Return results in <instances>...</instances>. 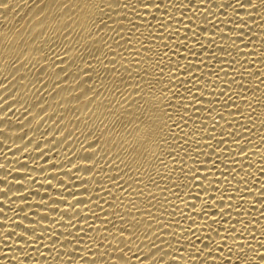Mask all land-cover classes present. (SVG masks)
I'll use <instances>...</instances> for the list:
<instances>
[{"label": "bare ground", "instance_id": "obj_1", "mask_svg": "<svg viewBox=\"0 0 264 264\" xmlns=\"http://www.w3.org/2000/svg\"><path fill=\"white\" fill-rule=\"evenodd\" d=\"M121 2L100 36L85 0L0 8V264H259L261 0ZM137 76L176 120L164 166Z\"/></svg>", "mask_w": 264, "mask_h": 264}, {"label": "snow or ice", "instance_id": "obj_2", "mask_svg": "<svg viewBox=\"0 0 264 264\" xmlns=\"http://www.w3.org/2000/svg\"><path fill=\"white\" fill-rule=\"evenodd\" d=\"M247 3L249 6L255 7V5H253L252 3V0H247ZM140 4L144 9H148L149 6L157 9L159 8V6L155 3V0H140ZM261 4L262 6H264V0H261ZM89 6L93 8L97 13V15H95V18L91 22L92 28L95 30L96 36H100L101 33L105 32V30L109 28V25L106 23L104 19L105 16H108V13L105 12V8L109 9L110 11H115L116 9H121V8L127 10L129 7V5L126 2L122 3L121 0H85V7H89ZM8 7H9L8 0H0V8H8ZM108 18L111 19L112 17L109 16ZM116 35L120 36L119 31L116 32ZM89 38H93L91 32ZM100 42L104 44L106 47L108 46L106 39L102 38ZM116 43L119 46V40H117ZM126 43H131V41L128 40L126 41ZM135 63L139 64V61H136ZM156 68L157 71L161 72V77H162L163 72L159 68V65H156ZM177 71H179V67L177 68ZM128 74L130 76L131 72L129 71ZM144 74L148 75L149 70L145 69ZM172 78L175 79L174 76ZM136 79L138 80V83L135 86L136 94L141 95L142 98L143 95L151 96L152 99L146 101L148 107L143 109H138L141 112V116L143 117L141 123L144 125V128L141 129L137 127L134 129V132L140 134V140L142 145L152 144L156 147V149L161 153L160 156H157V160L162 166H164V160L161 157L164 154L165 146L169 144L167 137L172 133V130L169 127V122H171L172 124H176V120L173 119L171 113L166 110L167 108L171 107L168 100L167 99L161 100V97H164L166 95L163 88L159 91V95L156 94L157 92L156 85L159 84L160 81L157 80L155 83H152L143 80L140 76H137ZM142 84L147 88V92H145V88L141 87ZM161 104L164 105V108L161 107ZM249 107H251V105H249ZM137 119L140 118L138 117ZM179 120L183 122L184 117L180 116ZM176 126L179 127L178 124ZM166 129L167 131H165ZM167 155L169 158L175 159L174 149L169 148L167 150ZM137 171H139V168H137ZM194 178H198V177H195L194 175ZM152 182L154 183V181ZM137 183H142V181H137ZM260 247L264 248V242H261ZM92 264H95V261H93ZM237 264H249V261L246 258L245 259L238 258ZM253 264H255V259H253ZM259 264H264V255H261L259 257Z\"/></svg>", "mask_w": 264, "mask_h": 264}]
</instances>
